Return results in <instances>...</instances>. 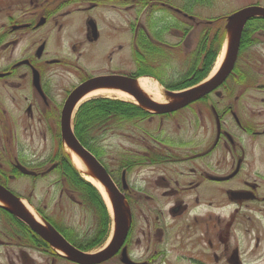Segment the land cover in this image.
Segmentation results:
<instances>
[{
    "label": "flooded vegetation",
    "instance_id": "af4514ba",
    "mask_svg": "<svg viewBox=\"0 0 264 264\" xmlns=\"http://www.w3.org/2000/svg\"><path fill=\"white\" fill-rule=\"evenodd\" d=\"M120 1L0 0V186L14 195L10 182L50 177L64 160L60 115L78 85L134 76L133 55L126 73L116 69L121 45L96 50L100 38L115 34L102 10ZM244 53L240 72L234 68L215 90L179 110L184 114L150 117L158 127L172 117L192 134L151 135L148 154L131 156L123 169L127 176L150 172L144 196L128 195L131 224L122 249L132 264H161L168 253L193 264H248V252L264 260V84L256 85L264 57L255 60L246 48L238 56ZM5 237L15 239L21 264L28 262L22 237ZM139 248L140 259L132 260ZM125 256L114 258L123 264Z\"/></svg>",
    "mask_w": 264,
    "mask_h": 264
},
{
    "label": "rangeland",
    "instance_id": "374dc122",
    "mask_svg": "<svg viewBox=\"0 0 264 264\" xmlns=\"http://www.w3.org/2000/svg\"><path fill=\"white\" fill-rule=\"evenodd\" d=\"M137 1L140 0H126V2H123L122 4L116 3L115 9L113 10H102L104 26L106 27V20L111 21L115 27V34L112 37H107L106 35H104L103 38H100V41L96 46V50L98 52H106L107 47L112 43H114L115 46L121 45L119 53L120 55L116 53V55L113 57V61L119 62L118 64L121 67L116 69L123 71L122 73H126L129 66L131 65L128 56L129 44L132 42V37L134 35L133 32L138 28V26L140 27L145 24V19L147 17L146 14L143 15L144 11H146V8L144 9V7L141 6V2L140 5H138ZM249 5H259L264 7V0H216L214 6L211 9H197V11H195L196 15L191 17V19L182 17L181 14H173L189 27V31L183 40L180 38L179 34V31H181L180 29H183L182 26H179V29L176 31L171 29L170 33L172 35H170L169 37L168 35H166L164 37V40H166L169 44L175 46L177 55L182 56L180 57V60L178 61L177 59L174 64V66L177 65L179 72L183 71L185 60L184 56L191 53L197 45L203 20L216 15L224 17L229 15L233 11ZM137 11H140V13H137ZM247 49L249 50V52L254 53L253 59L263 60L262 57H264V39H261V41L259 40V43ZM246 56L247 53L242 54V58L237 61V72H240L242 68L241 62L246 58ZM259 69L264 72V63L259 66ZM260 84H264V74L263 79L257 82L256 85ZM234 90L241 91L240 88ZM166 98L167 97H165V99ZM179 113L184 114L183 111H179ZM176 118H178V121L182 123L181 116H176ZM168 119L170 122L164 121L160 129V131H163V133L161 134L163 137H167L166 135H171V130L173 131V133H176V135H174V138H180L184 134L187 135V138L191 137V126L186 125L182 129H180L176 124L177 122L174 121L172 117ZM148 120L149 118L147 120H142V118L138 119L136 117L124 120L121 122L122 130L120 127L119 134L108 137L105 136L100 140V146L104 151L102 160L107 165L108 169L112 172L114 181L119 189L121 188L120 181H116L119 179L117 173L119 162L124 160L127 156L147 153V148L145 147V145H150L149 141L152 138L147 134L148 132L146 131V128L149 130H154L157 127L153 126L150 128L148 125ZM74 123L75 115L72 122L73 126ZM167 131L168 134L165 133ZM78 175L82 178V175L80 173H78ZM149 175L150 172L147 169L140 170L138 172H135V174L128 175L126 177V182L129 186V189L128 193H124V196L129 195L131 200L135 199L136 197L142 198L145 192L144 181L147 177H149ZM135 181H137L136 185H140L139 187L137 186L138 189L140 188L139 193H137V191H134V187L136 186ZM9 184L10 188H12L13 191L20 196L22 202L26 206L30 207L33 210L34 214H36L39 218L41 217L39 215L40 213L44 217H47L48 220H51L53 223L61 227L62 230H71L75 233L81 234L82 236H92L95 233L94 231L97 230V223H95V206L89 205L84 200V193L74 191L67 184L66 179L62 173L56 171L54 174L50 175V177L23 178L15 182H10ZM133 194H135V197ZM7 215H5L4 211H0V264H21L22 259L17 252V243H15V239L12 237L6 238L4 235L6 229L10 228V223L19 222H17L11 216ZM110 233L111 228L105 241H103V243L99 247L91 250V252H95L102 248V246H104L103 244L107 242ZM42 247L26 243L25 255L29 258V261L25 264H51V256L49 252ZM142 252L143 250L139 248V251L135 252L134 255L130 258L132 260H138L140 259ZM259 255L260 254L254 255L248 252V258L246 259V261L248 262V264H264V260H261L259 258ZM118 261V259L113 258L103 264H119L120 261ZM167 263L193 264L187 259L182 260L181 257L177 254L170 253H168L167 258L161 264ZM54 264L69 263L60 259H56ZM156 264H158V262H156Z\"/></svg>",
    "mask_w": 264,
    "mask_h": 264
},
{
    "label": "trees",
    "instance_id": "16d2710c",
    "mask_svg": "<svg viewBox=\"0 0 264 264\" xmlns=\"http://www.w3.org/2000/svg\"><path fill=\"white\" fill-rule=\"evenodd\" d=\"M216 0H140L137 4L146 8L143 15H147L145 24L134 30L132 37V54L137 68L136 75L149 74L154 76L168 90H181L195 85L204 79L210 71L216 56L218 55L225 34L223 16L216 15L202 21L199 39L194 50L185 55L183 71L179 72L176 60L177 55L174 45L169 44L164 37L172 35V30L179 31L183 40L189 31L188 25L181 24L180 20L173 15L170 8L180 10L187 16H195V11L201 8L211 9ZM137 13H140V11ZM132 26V25H131ZM256 33L264 34V19L254 18L245 25L241 40L240 49L247 48L256 41L253 36ZM145 120L148 113L136 106L118 100L97 98L85 102L78 109L75 116L74 133L80 143L86 147L102 164L104 153L100 146L101 138L113 136L120 133L121 122L132 118ZM122 130V128H121ZM127 163V162H125ZM128 164L121 165L127 167ZM58 172L62 173L67 184L74 190L84 193V200L91 206H95L97 230L94 235L87 236L75 233L71 230L64 231L44 217L75 247L83 251H90L99 247L105 241L108 232L110 218L97 190L88 182L84 181L69 160L65 157L58 165ZM110 175L113 178L112 172ZM79 189V190H77ZM0 211H2L0 209ZM5 215H7L5 213ZM8 216V215H7ZM13 223L15 226L14 235L22 237L27 244L46 247L28 229ZM22 226V227H21ZM27 241V242H26Z\"/></svg>",
    "mask_w": 264,
    "mask_h": 264
},
{
    "label": "water",
    "instance_id": "95a60500",
    "mask_svg": "<svg viewBox=\"0 0 264 264\" xmlns=\"http://www.w3.org/2000/svg\"><path fill=\"white\" fill-rule=\"evenodd\" d=\"M264 18V8L249 6L240 9L226 18V55L215 75L204 83L179 93H166L171 101L158 104L139 91L135 80L124 76H104L91 79L74 90L65 102L61 114L60 135L66 149L77 159L79 165L103 187L111 210L112 235L107 245L97 252L86 253L69 244L53 227L36 221L24 209L20 200L8 190L0 187L1 205L9 214L24 223L54 250L63 253L68 260L77 264H101L112 258L123 245L128 233L130 212L124 198L105 168L86 150L73 134L70 120L74 107L88 92L95 89H114L130 95L142 108L158 114L170 113L183 108L203 97L220 85L233 69L239 48L240 36L246 22L252 18ZM125 188V186H123Z\"/></svg>",
    "mask_w": 264,
    "mask_h": 264
},
{
    "label": "bare ground",
    "instance_id": "6f19581e",
    "mask_svg": "<svg viewBox=\"0 0 264 264\" xmlns=\"http://www.w3.org/2000/svg\"><path fill=\"white\" fill-rule=\"evenodd\" d=\"M226 45H224V47H222L219 56L217 57L216 63H214L213 69L210 73V77L214 74V72L220 67V65L222 64V62L225 59V55H226ZM135 86L137 89H139L142 93H144L148 98H150L152 101L157 102V103H162L164 102V98L162 97L161 94V89L159 87V85H157L155 82L146 79V78H141L138 79L135 83ZM97 96H107V97H116L122 100H126L132 103H135L134 100L127 95L126 93L117 91V90H113V89H95L92 90L90 92H88L80 101L79 103H81L82 101H85L87 99H90L92 97H97ZM66 152L69 154L73 165L76 167V169L81 172V174L84 176L85 180H87L88 182H90L95 188H97L99 190V192L101 193L103 199L106 202L107 208L109 209L110 212V207H109V203L107 200V193L106 191L103 189V187L90 175V173L88 171H86L84 168L81 167V165H79L77 159L74 157V155L66 149ZM1 204V202H0ZM26 211H28V213H30L31 215L34 216V218L36 217V215L34 214L33 210L30 207H25ZM36 220L38 219L37 217L35 218Z\"/></svg>",
    "mask_w": 264,
    "mask_h": 264
}]
</instances>
